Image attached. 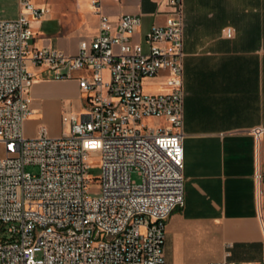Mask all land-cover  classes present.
Listing matches in <instances>:
<instances>
[{
    "label": "built area",
    "instance_id": "1",
    "mask_svg": "<svg viewBox=\"0 0 264 264\" xmlns=\"http://www.w3.org/2000/svg\"><path fill=\"white\" fill-rule=\"evenodd\" d=\"M99 2L91 1L97 33L74 56L29 48V23L46 13L31 0H17V16L0 20V264H164L165 223L183 206L182 4L164 0V24L133 44L140 17L111 25ZM26 63L49 80L74 79L82 94L77 114L61 113L58 137L43 126L23 137L35 80ZM160 70L168 91L143 93L142 81ZM151 118L164 124L148 126ZM247 133L257 140L264 128ZM92 156L99 169L91 178Z\"/></svg>",
    "mask_w": 264,
    "mask_h": 264
},
{
    "label": "crops",
    "instance_id": "2",
    "mask_svg": "<svg viewBox=\"0 0 264 264\" xmlns=\"http://www.w3.org/2000/svg\"><path fill=\"white\" fill-rule=\"evenodd\" d=\"M91 1L31 0L46 13L29 23V48L74 56L78 42L98 30ZM181 4L183 206L165 223L164 264H264V134L255 140L247 133L264 128V0ZM167 10L164 0H100L98 12L111 25L121 16H139L130 41L142 44L150 27L164 24ZM18 11L17 0H0V20ZM26 69L35 80L26 93L23 137L34 138L42 123L49 137H58L61 113L80 111L77 83L49 80L47 71L28 63ZM165 79L166 71H158L142 81V92L166 93Z\"/></svg>",
    "mask_w": 264,
    "mask_h": 264
},
{
    "label": "rangeland",
    "instance_id": "3",
    "mask_svg": "<svg viewBox=\"0 0 264 264\" xmlns=\"http://www.w3.org/2000/svg\"><path fill=\"white\" fill-rule=\"evenodd\" d=\"M147 124V123H145ZM42 126L46 127L45 124L42 123ZM51 127V126H49ZM47 134V133H46ZM48 136V135H47ZM49 137V136H48ZM98 157L97 156H92L90 163H89V171L88 174L89 176L92 177H96L98 174V169H99V163H98ZM25 171L31 173L32 175L36 173V168L32 167V166H27L25 167ZM131 180L135 181L136 183L139 182L138 177L135 174H131L130 175ZM39 258V253H35V259Z\"/></svg>",
    "mask_w": 264,
    "mask_h": 264
}]
</instances>
